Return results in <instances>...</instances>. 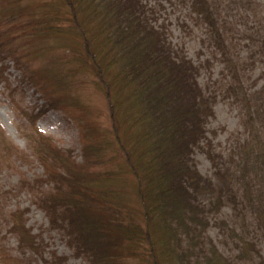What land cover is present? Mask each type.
I'll return each instance as SVG.
<instances>
[{"label":"rangeland","instance_id":"rangeland-1","mask_svg":"<svg viewBox=\"0 0 264 264\" xmlns=\"http://www.w3.org/2000/svg\"><path fill=\"white\" fill-rule=\"evenodd\" d=\"M112 1L113 5H123V0H108ZM191 1L142 0L146 7L134 8L139 17L145 19H141V23L132 19L130 28L135 29L134 38L129 34L125 41H119L112 34V38L104 33L94 34V27L90 22L88 25V21L84 29L88 39L79 42L72 34H56L53 28L43 29L49 26L43 17H40L42 21L37 30H34L36 17L34 20L29 17L24 23L21 20L18 27L11 29L20 35L12 45L18 49L19 45L30 43L20 52H29L32 46L40 55L29 62L28 67L35 74L29 79L15 68L13 61H2L11 86L0 84V129L6 139L0 142V264H46L45 261L51 263L56 257L63 264H118V261L121 264H154L152 259L157 264H264V229L260 227L264 225V0H206L214 12L207 19L195 12ZM18 2H27L32 9L40 6L36 5V0H0V7H4L0 10L10 9ZM84 13L86 15L87 10ZM146 23L159 31L165 28L166 45L174 60L184 59L198 69L196 79L202 89V99L206 100L200 101L199 106H211V113L201 126L202 136L195 137L190 145V159L193 169L203 178L215 186L222 184L224 194L217 209L210 207L216 196L208 191L196 194V201L206 217L197 223L188 220L189 225L197 224L198 230L203 232L196 237L198 232L189 235L181 229L177 232L176 220L169 223L170 230L163 217L149 221L136 182L130 180L133 169L121 158L122 146L117 136L113 137L109 149L96 150L95 163L87 153H84L85 158L81 157L82 144L76 121L90 124L88 121L94 115L100 132L107 130L101 124L102 113L96 114L101 106L110 108L107 106L108 91H100L99 85L104 84L109 91L115 85L111 96L120 102L127 100L123 114L128 108L130 115L132 103L128 99L133 100L129 95L132 86L122 66L114 59L118 51L120 56L127 55L131 49L140 52V43L134 41L138 38L147 48L153 45V42H145L147 34L142 25ZM10 28L5 27L6 30ZM91 51L99 55L94 67H90ZM153 51L155 57L160 54L159 59H162V51L159 53L157 47ZM64 54H68L69 65L81 71H77L79 76L75 73L74 86L65 99L76 102L86 112L71 114L75 120L62 110L47 109L36 122V128L43 135L50 137L59 148L72 150L76 156L71 175L62 178L73 186L67 189H73L72 194L65 199L64 195L51 198L58 214V221L51 224L36 201L52 184L45 181V165L32 153L26 136L29 123L22 110H41L45 100L35 92L34 84L41 81L39 72L45 66V55L51 61L52 56ZM140 59L141 62L145 60ZM164 66L170 68L169 64ZM98 70L102 72L97 74ZM106 71L117 83L107 79ZM77 78L86 84L78 92ZM130 136L131 143L128 140L125 145H132V151L137 146L140 160L145 150L139 148L145 147L143 137L147 135L135 128L128 131ZM47 165L50 169V164ZM149 196H152L150 199L156 197ZM14 214L24 219L26 243L39 244V253L20 246ZM63 216L65 221L60 220ZM134 219L141 220L143 227L149 230L142 240L156 252L155 255L142 256L148 255L149 250L138 254L139 237L131 232L130 237H126L127 226L136 227ZM188 227L186 225L185 230ZM67 229L72 232L73 247L68 242ZM175 234L179 238L176 245L172 240ZM181 252H189L190 256L181 257Z\"/></svg>","mask_w":264,"mask_h":264},{"label":"trees","instance_id":"trees-1","mask_svg":"<svg viewBox=\"0 0 264 264\" xmlns=\"http://www.w3.org/2000/svg\"><path fill=\"white\" fill-rule=\"evenodd\" d=\"M129 1L123 0V5H113V1L108 2V0H41V2L36 0V5L40 6L34 9H37L38 13L30 8L27 2H18L17 5L12 6L10 9L5 8L4 11L0 10V84L4 83L8 87L11 86L6 77V68L2 67V61L4 60L13 61L15 68L23 71L24 78L29 79L35 75L28 65L33 59L39 58L37 56L39 51L36 49L32 50L36 47L31 46L29 52L22 53L20 50L27 47L30 43H23L19 45L20 48L18 49L11 44L15 39L18 40L20 36L17 33L18 31L11 29L15 26L18 27V23L21 20V23H24L26 20H29V17H32L33 20L36 17L34 22H36L35 25L37 27H34V30H37L40 26L39 21H42L40 17H43L47 20L44 22H49V26L42 27L43 29L51 30L53 28L52 30L56 34L57 32L72 34L77 42L88 39L86 37L88 32H84L86 22L88 21V25L90 22L94 27V34L96 32L97 34L104 33L109 36L112 34L113 36H117L119 41H125L129 34L133 35L134 38L135 29L130 28L132 19L140 23L141 19H145L140 18L136 8H134L138 7L139 10L141 6L146 7L142 3V0H132L133 3L131 4ZM191 5L194 6L197 14L204 15L206 19L214 14L212 7L206 3V0H192ZM84 10H87L86 15ZM6 26H10V30H6ZM142 26L144 27L143 30L146 29L147 36H149V38L144 36L145 42H153V45L149 47L150 49L143 45L142 39L138 38L134 41L140 43V52L131 49L127 55L120 56L118 51L114 59L118 65L122 66V72L127 75L132 86V91L129 95L132 96L133 100L128 99L132 103L130 115L128 108L123 114V119L118 114L116 115L119 109L120 111L122 110V106H127V100L122 102L114 100V97L111 95L115 92V85L110 91L105 89L104 84L99 85L98 89L100 91H108L107 106L109 105L110 107L108 108L110 115L114 117L113 121L111 120L109 124H106L107 130L101 132V128H97L99 123L84 124L86 122L76 121L79 127L80 143L82 144V148L80 149L81 157L85 158L84 153H87L88 158L90 156V161L93 162L98 157L96 150L109 149V145L114 141L113 137L117 136V141L119 140L118 142L122 146L120 150L122 152L121 158L123 161H127L134 171H132L133 178L130 180L136 182L140 199L144 202V213L149 221L153 222L158 217H163L166 219L165 223L170 230L169 223L176 220L177 232L179 229L184 231L186 235L198 232L199 234L194 236L196 237L203 232L201 229L198 230L197 224L189 225L188 220L190 219L194 223H197L199 219L206 220L203 214L204 210H202L200 203L196 201L198 196L196 194L208 191L210 195L216 196L215 201H212L210 205L213 209L219 208L224 194L222 184L215 186L209 180L203 178L193 169L192 160L190 159V154L192 153L190 145L193 144L194 138L199 137L201 134L203 120L210 115L211 106L209 103V106H199L200 101L206 102V100L202 99V89L196 79L198 69L184 59L176 61L172 58L171 52L166 45L167 33L165 28L163 31H159L158 29H154L149 23H146V26ZM73 28L81 35H74L73 31L78 32L73 30ZM14 34L16 35L14 36ZM151 35H153V38L150 39ZM134 41L129 40L131 43ZM155 47L158 48L159 53L161 51L164 53H161L162 59H159L160 54L155 57V52L153 51ZM70 51L73 53L72 49ZM123 52L125 53V50ZM98 56L97 52L91 51L90 62L92 64L90 67L98 64L96 59ZM45 57V61L43 62L45 66L39 72L41 74L39 75L41 77V84H34L36 87L35 92L40 93V97L45 100L44 104H42L40 111L33 109L28 112L23 109L22 113L29 123V132L25 135L30 143L32 153L36 159L45 165V181L48 184H52L48 192H43L37 197L36 204L46 214L50 223L54 224L58 221V218H56L58 214L56 206L51 203V198H54L56 195L62 198L64 195L63 198L65 199L72 192L73 189L70 191L67 189H71L73 186L63 182L62 178L71 175L72 168H75L76 163L73 162V159L76 156L72 150L59 148L50 137L43 135L36 128V122L47 109L63 110L69 117H73L71 114L76 115L74 113H77V115L80 113L84 114L86 110L84 107L76 104V102L65 99L69 95L72 85L74 86L73 77L75 73L77 71L81 72L77 69L74 70V67L69 65L66 60L68 54L52 56L51 61L48 59L49 56L45 55ZM140 57H143L145 60L141 62ZM167 64H169L170 68L164 66ZM99 72L101 73L102 71L98 70L97 74ZM106 73L107 79H110L112 82L115 80V83H117L116 79L109 72L106 71ZM76 83L80 84L76 88L77 92L86 87L85 81L82 83L78 81V78ZM134 86L137 87L134 88ZM122 90L126 92L123 84ZM11 94H13L12 91ZM197 100H199L198 105L196 104ZM122 120L125 123L121 122ZM102 122L101 120V124H103ZM135 128L143 131L144 136L147 135L143 137L145 147L139 148L141 151H143L142 149L145 150L140 160L137 157L139 155L138 150H136L137 146L135 151H132V145L131 147L125 145L128 140L131 143V136L128 137V131ZM5 141L3 131L0 129V142L4 143ZM132 142L135 143L136 139L133 138ZM135 155L136 158H134ZM70 162L73 163L71 164ZM47 163L50 164V169ZM95 167H97V164ZM56 172L57 175L54 174ZM124 192L126 191L124 190L120 193L121 197L124 196L122 195ZM150 194L156 197L150 199L149 197H152L149 196ZM118 196L119 193L116 196L117 199ZM74 197L76 198L78 195L74 194ZM202 206L205 207L204 205ZM13 216L15 220L14 224L18 226L15 227L17 228L15 230H17L16 232L19 235L20 246L31 250L33 253H39V244L35 245L34 241L33 243H26V234L22 226L24 219L21 218V215L16 216L14 214ZM60 220L65 221L64 216ZM134 222L136 223L135 229H131V224L127 226V228L129 227V232L128 234L124 232L126 237H130V232L134 236L139 237L138 254L141 255L142 251L149 250L148 255L142 256L146 257L151 253L155 255L156 252L153 249H149L146 242L142 240L145 233L149 232V230L143 227L141 220L134 219ZM201 224L206 225L203 221H201ZM186 225L189 227L185 230ZM260 227L264 229V225L261 224ZM67 230L65 232L68 236V242L73 247L75 244L72 240V232L69 229ZM99 232L101 233V231ZM172 240H175V245L179 242L176 234ZM142 242H145V244ZM180 254L181 257L188 258L190 256L189 252H181ZM58 258L53 259L51 263L48 261H45V263L63 264V261ZM151 263L157 264V261L152 259Z\"/></svg>","mask_w":264,"mask_h":264},{"label":"bare ground","instance_id":"bare-ground-1","mask_svg":"<svg viewBox=\"0 0 264 264\" xmlns=\"http://www.w3.org/2000/svg\"><path fill=\"white\" fill-rule=\"evenodd\" d=\"M125 108V106H122V112L121 111H119V114H118V116H121L122 117V119L124 118V115H123V109ZM102 110V111H101ZM101 110H99L96 114H98V113H102V116H103V124L106 126V124H109L110 122L109 121H111L112 119H113V117L114 116H111L110 115V110H107V108H104V106H101ZM63 111V110H62ZM64 112V111H63ZM126 112V111H125ZM65 113V112H64ZM92 114V113H91ZM91 120L90 121H88L89 123H96L95 121H96V118L94 117V115L93 116H91ZM113 121V120H112ZM121 122H123V123H125V121L124 120H122ZM118 123V122H117ZM122 126V125H121ZM118 264H121V262L120 261H118Z\"/></svg>","mask_w":264,"mask_h":264}]
</instances>
